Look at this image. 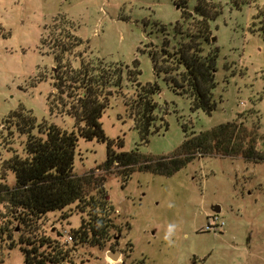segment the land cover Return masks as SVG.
<instances>
[{
    "label": "rangeland",
    "instance_id": "obj_1",
    "mask_svg": "<svg viewBox=\"0 0 264 264\" xmlns=\"http://www.w3.org/2000/svg\"><path fill=\"white\" fill-rule=\"evenodd\" d=\"M179 1L185 2V14L192 12L197 3L0 0V163L14 152L24 154L27 135L8 123V116L20 107L30 111L37 123L46 121L68 132L76 131L74 118L67 114L71 92L54 90L53 79L61 70L49 53L55 37L68 30L82 41L65 58L72 69H78L81 60L93 64L99 61L107 69L118 70L121 65V84L119 89H108L111 95L100 119L104 136L107 141H114L116 152L138 149L145 155L167 156L182 144V127L199 133L238 119L247 128H256L261 147L264 40L253 23L257 24L255 17L258 9L264 8V0H245L239 7L230 5L229 0H204L219 6L218 15L210 24L209 44L218 50L213 92L216 106L210 114L192 110L187 96L176 94L163 74L155 75L148 54L159 53L164 41L169 51L187 42L180 35L176 37L173 30L178 24L186 32V26L181 25L184 9L178 7ZM56 17L59 19L54 25ZM134 63L142 86L156 82L160 88L154 97V127L159 130L147 143L140 141L129 116L138 106V87L126 76V68L133 71ZM180 73L182 70L178 69L169 76ZM52 93L55 95L47 102ZM59 103L66 107H54L51 112L48 104ZM32 133L36 135L37 129ZM118 139L122 147L118 146ZM107 141H88L78 136L73 173L81 176L93 171L94 177H104L105 194L114 208L112 221L121 232L111 231L114 239L104 248L78 247V264H264V161L205 156L170 177L135 171L123 180L105 174L101 167L106 161ZM5 181L9 186L15 185V175L9 172ZM216 206L224 223L218 233L207 231L205 216ZM62 217L60 213H50L42 230L71 235L70 228H78L80 217ZM169 225L174 226L170 235ZM116 248L124 252L117 262L107 256ZM3 264H24L18 246L8 252Z\"/></svg>",
    "mask_w": 264,
    "mask_h": 264
},
{
    "label": "trees",
    "instance_id": "obj_2",
    "mask_svg": "<svg viewBox=\"0 0 264 264\" xmlns=\"http://www.w3.org/2000/svg\"><path fill=\"white\" fill-rule=\"evenodd\" d=\"M229 2L239 7L246 1ZM183 4L184 1L177 6L181 8ZM218 7L204 0H197L188 14H185L188 12L186 7H182L181 25L186 26V32L181 31L178 24L173 30L176 37L180 35L187 42L169 51L167 41H164L159 53H148L155 75L163 74L164 80L176 94L187 96L192 110L207 114L216 106L213 92L216 87L214 73L218 50H213L209 41L210 24L218 15ZM255 18L257 24L253 23V26H257L264 40V8L258 9ZM58 19L54 18L52 23L55 25ZM81 43L68 30L55 37L49 48V53L61 70L53 79V88L60 93L71 92L67 114L74 118L76 131L68 132L46 121L37 123L31 112L22 107L8 116L12 128L26 134L27 139L23 155L14 152L0 163V264L16 246L24 255V264H78L75 260L78 247L104 248L114 239L111 231L121 232L112 221L114 208L105 194L104 177H94L93 171L81 176L73 173L78 136L88 141H107L100 119L111 95L108 89H119L122 79L121 65L118 70L107 69L99 61L93 64L81 60L78 69H72L65 58ZM133 66V71L126 68V76L129 82L135 84V88L140 89L135 93L138 106L134 113L132 109L129 116L133 119L140 141L147 143L149 137L159 130L154 127L157 120L154 97L160 93V88L156 82L142 86L137 81V64ZM178 69L182 73L169 76ZM54 95L50 94L47 102ZM48 106L53 112L58 106L65 108L66 104ZM163 126L167 129L166 123ZM182 128V144L167 156L145 155L138 149L119 153L113 148L114 141H107L106 161L101 167L105 174H114L126 180L135 171L170 177L193 160L205 156L264 161V141L260 147L256 128H247L240 119L199 133L188 132L185 126ZM35 129L36 135L32 133ZM118 146L122 147L121 139H118ZM9 172L15 175L13 186L5 181ZM50 213H60L64 220L74 214L80 217L78 228H70L72 243H66L63 232L52 233L50 229V234L42 230ZM16 226L20 227L17 233ZM16 234L20 235L17 239ZM109 247H113V244H109ZM127 248L129 250V245Z\"/></svg>",
    "mask_w": 264,
    "mask_h": 264
},
{
    "label": "built area",
    "instance_id": "obj_3",
    "mask_svg": "<svg viewBox=\"0 0 264 264\" xmlns=\"http://www.w3.org/2000/svg\"><path fill=\"white\" fill-rule=\"evenodd\" d=\"M207 221H208V224H207L208 230L207 231H209V232H217L218 233L221 231V229L224 226L223 221H220V219H219V215L214 213V212H212L208 216ZM64 238H65L66 243L72 242V236L69 235L67 232H65Z\"/></svg>",
    "mask_w": 264,
    "mask_h": 264
},
{
    "label": "water",
    "instance_id": "obj_4",
    "mask_svg": "<svg viewBox=\"0 0 264 264\" xmlns=\"http://www.w3.org/2000/svg\"><path fill=\"white\" fill-rule=\"evenodd\" d=\"M214 40H215V38L212 39V41H214ZM212 212L218 214L220 212V208L218 206H216V207L212 208ZM107 256L111 257L114 261L117 262V261H120L121 254L118 251V249L116 248L115 251H113L112 253L107 252Z\"/></svg>",
    "mask_w": 264,
    "mask_h": 264
},
{
    "label": "clouds",
    "instance_id": "obj_5",
    "mask_svg": "<svg viewBox=\"0 0 264 264\" xmlns=\"http://www.w3.org/2000/svg\"><path fill=\"white\" fill-rule=\"evenodd\" d=\"M174 226L173 225H169V229H168V235H170L171 234V232H172V228H173ZM166 238H167V236H166Z\"/></svg>",
    "mask_w": 264,
    "mask_h": 264
},
{
    "label": "crops",
    "instance_id": "obj_6",
    "mask_svg": "<svg viewBox=\"0 0 264 264\" xmlns=\"http://www.w3.org/2000/svg\"><path fill=\"white\" fill-rule=\"evenodd\" d=\"M219 213H220V212H219ZM209 215H210V213L205 214V216H207V217H208ZM121 257H122V254H121Z\"/></svg>",
    "mask_w": 264,
    "mask_h": 264
},
{
    "label": "flooded vegetation",
    "instance_id": "obj_7",
    "mask_svg": "<svg viewBox=\"0 0 264 264\" xmlns=\"http://www.w3.org/2000/svg\"><path fill=\"white\" fill-rule=\"evenodd\" d=\"M121 254V253H120ZM121 258V257H120Z\"/></svg>",
    "mask_w": 264,
    "mask_h": 264
}]
</instances>
